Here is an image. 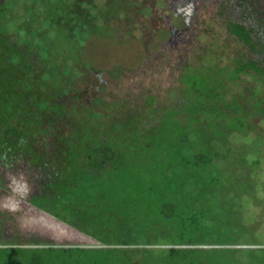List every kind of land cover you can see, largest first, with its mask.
I'll return each mask as SVG.
<instances>
[{
    "label": "trees",
    "instance_id": "1",
    "mask_svg": "<svg viewBox=\"0 0 264 264\" xmlns=\"http://www.w3.org/2000/svg\"><path fill=\"white\" fill-rule=\"evenodd\" d=\"M127 2L0 0V152L42 141L31 164L65 171L37 197L49 208L34 205L103 244L2 241L0 224V264H231L227 253L264 251L193 246L253 241L226 239L254 236L247 206L264 185V24L252 11L229 17L212 50L182 64L169 99L144 90L142 104L128 103L132 116L116 119L120 102L101 93L81 104L76 83L85 68L132 70L117 57L96 65L108 62L100 40H132L120 32ZM229 41L245 51L224 55Z\"/></svg>",
    "mask_w": 264,
    "mask_h": 264
},
{
    "label": "rangeland",
    "instance_id": "2",
    "mask_svg": "<svg viewBox=\"0 0 264 264\" xmlns=\"http://www.w3.org/2000/svg\"><path fill=\"white\" fill-rule=\"evenodd\" d=\"M127 1V0H126ZM125 10L121 13L124 16V25L121 34L128 35L132 40L124 46L113 43L106 44V40H100L96 53L102 59L96 58V65L110 67L114 59L120 60V63L133 66L132 70H124L122 76H111L107 71L96 73L89 68L83 70V74L76 83L82 104L84 100L88 101L97 94H104L108 99L113 98L120 102V109L113 112V117L123 118V114L132 116L128 110V103L136 102V105L144 102V90L169 99L171 90L179 87V76L181 66L189 58H196L210 51L211 36L216 39L223 38L224 24L229 17L244 20V13L252 11L256 13L257 22L264 24V0H130ZM135 1V4L132 2ZM190 9L189 6H191ZM18 8L21 4L17 2ZM255 6V8H254ZM23 9V8H21ZM189 13V19L183 13ZM129 16L132 17L130 19ZM101 46V47H99ZM94 48V46H93ZM222 53L238 54L239 50L245 51L239 44L229 41L222 49ZM107 55V58L105 57ZM104 56V57H103ZM222 60H227L226 56ZM114 61V62H116ZM118 73V71H116ZM106 86L101 90L100 86ZM180 90V89H178ZM75 93L70 97L74 98ZM176 96L173 102H176ZM71 99L70 103L77 102ZM121 108L125 112H121ZM19 117V116H15ZM31 138V136H30ZM21 141L19 138L18 147H12L0 152V214L13 212L12 209L18 207L15 212V218H6L0 220V224L7 226L5 236L1 240L10 239L11 242L19 244H30L35 241L44 243H67L70 245H94L100 244L94 237H85L75 231L68 230L63 240L56 239L48 230L40 228L30 222L29 218H42L43 215L28 205L42 204L47 209L48 202L44 199H37L38 196L52 195L49 186L50 182L57 183L62 179L64 166L59 161V170H43L41 167H35L31 164L33 152H43L42 141L39 144ZM44 142L48 141L46 137L41 138ZM233 141L244 142L245 137L232 138ZM16 144V145H17ZM33 144V145H32ZM41 144V145H40ZM32 145V149L30 148ZM7 147V145H5ZM57 153V152H56ZM49 186V187H48ZM17 204V206H16ZM248 213H253L254 219L252 226L254 236L251 234L241 235L240 238H227L226 241L246 240L249 243L243 244H262L264 246V185L258 189L256 196L250 200L247 206ZM65 211V209H64ZM71 219L70 216H68ZM34 219V220H35ZM116 233V232H114ZM116 238L118 233L114 234ZM111 239V240H112ZM126 239V238H124ZM113 241V240H112ZM144 241V240H143ZM203 243L209 242L202 240ZM145 242V241H144ZM144 243L138 244L142 246ZM232 244V243H223ZM101 246L103 244H100ZM146 245V244H145ZM165 246V245H160ZM247 246V245H244ZM261 246V247H262ZM231 264H250L259 263L264 260V251L259 250L256 255L247 252L227 253L225 255ZM262 260V261H263Z\"/></svg>",
    "mask_w": 264,
    "mask_h": 264
},
{
    "label": "water",
    "instance_id": "3",
    "mask_svg": "<svg viewBox=\"0 0 264 264\" xmlns=\"http://www.w3.org/2000/svg\"><path fill=\"white\" fill-rule=\"evenodd\" d=\"M28 205L30 207H32L33 209L37 210L38 212H40L43 217L42 218H38V220H36L35 218H29L28 220L30 222H34L35 225H40V228L42 229V227L44 228V230H48L49 232H51L53 235H55L56 239H60L63 240V238L67 235L66 232L68 230L75 231L80 235H83L85 237H91L89 234L79 230L78 228L74 227L73 225H71L70 223L62 220L61 218L53 215L50 212H46L40 208H38L37 206L28 203ZM17 206V204H16ZM19 207V204H18ZM16 207L15 209H12L13 212L19 211L20 209ZM35 219V220H34ZM64 236V237H63ZM56 245H65L68 246L70 244L67 243H56ZM94 245H98V244H94ZM217 245H226V246H262V244H243V243H232V244H199V245H193V246H200V247H217Z\"/></svg>",
    "mask_w": 264,
    "mask_h": 264
},
{
    "label": "flooded vegetation",
    "instance_id": "4",
    "mask_svg": "<svg viewBox=\"0 0 264 264\" xmlns=\"http://www.w3.org/2000/svg\"><path fill=\"white\" fill-rule=\"evenodd\" d=\"M190 7V9H192V3H191V6H189ZM183 14H185V17L187 18V20L189 19V13H183ZM13 214H15V212H12ZM16 216V215H15Z\"/></svg>",
    "mask_w": 264,
    "mask_h": 264
},
{
    "label": "crops",
    "instance_id": "5",
    "mask_svg": "<svg viewBox=\"0 0 264 264\" xmlns=\"http://www.w3.org/2000/svg\"><path fill=\"white\" fill-rule=\"evenodd\" d=\"M33 204V203H32ZM34 205V204H33Z\"/></svg>",
    "mask_w": 264,
    "mask_h": 264
}]
</instances>
